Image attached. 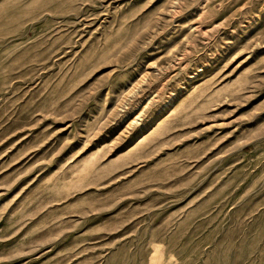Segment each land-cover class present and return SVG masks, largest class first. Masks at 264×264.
I'll return each mask as SVG.
<instances>
[{
  "label": "rangeland",
  "instance_id": "1",
  "mask_svg": "<svg viewBox=\"0 0 264 264\" xmlns=\"http://www.w3.org/2000/svg\"><path fill=\"white\" fill-rule=\"evenodd\" d=\"M0 264H264V0H0Z\"/></svg>",
  "mask_w": 264,
  "mask_h": 264
}]
</instances>
